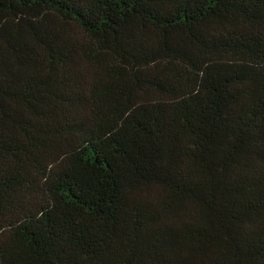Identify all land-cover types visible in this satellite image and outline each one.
<instances>
[{"label":"trees","instance_id":"trees-1","mask_svg":"<svg viewBox=\"0 0 264 264\" xmlns=\"http://www.w3.org/2000/svg\"><path fill=\"white\" fill-rule=\"evenodd\" d=\"M0 264H264V0H0Z\"/></svg>","mask_w":264,"mask_h":264}]
</instances>
